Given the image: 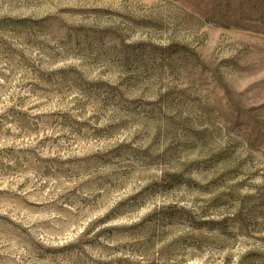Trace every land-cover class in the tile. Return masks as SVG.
Returning <instances> with one entry per match:
<instances>
[{"label":"rangeland","instance_id":"1","mask_svg":"<svg viewBox=\"0 0 264 264\" xmlns=\"http://www.w3.org/2000/svg\"><path fill=\"white\" fill-rule=\"evenodd\" d=\"M0 264H264V0H0Z\"/></svg>","mask_w":264,"mask_h":264}]
</instances>
